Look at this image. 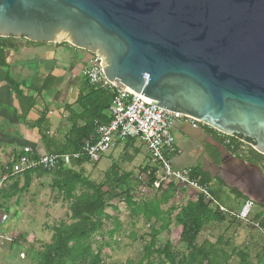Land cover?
I'll return each instance as SVG.
<instances>
[{"label":"water","instance_id":"1","mask_svg":"<svg viewBox=\"0 0 264 264\" xmlns=\"http://www.w3.org/2000/svg\"><path fill=\"white\" fill-rule=\"evenodd\" d=\"M0 37L98 56L119 87L264 156V0H0ZM241 164L263 206V170Z\"/></svg>","mask_w":264,"mask_h":264},{"label":"rangeland","instance_id":"2","mask_svg":"<svg viewBox=\"0 0 264 264\" xmlns=\"http://www.w3.org/2000/svg\"><path fill=\"white\" fill-rule=\"evenodd\" d=\"M112 151L107 152L99 163H87L82 167L84 176L97 184L106 182L107 173L113 178L114 174H117L121 179H126L125 184L116 182L114 190L118 195L108 204V218L103 220V229L88 243L93 253L101 252L104 264L138 263L145 255L146 245L154 239L158 247L170 240L173 250L180 257L186 255V246L179 241L182 227L177 224L175 217L189 203H195L200 198L206 204L203 195L196 189L187 186L186 188L182 184L172 185L175 187L171 191L172 197L167 204L161 205L164 214L169 208L174 209L171 227L155 234L154 230L159 231L161 222L145 220L140 210H151L167 188L164 186L157 191L150 189L153 164L146 147L137 140L128 145H120ZM248 152H242L243 156H247ZM73 170L78 172L80 168L74 167ZM212 171L220 177L226 187L215 182L210 186L209 193L224 205L223 197L233 199L230 190L240 188V184L229 176L226 169ZM38 173L43 177L35 183L28 199L29 204L20 220L9 217L8 221L0 226V264H38L45 245L52 244L55 228L73 222L69 209L71 201L53 188L54 172ZM143 185L147 187V193L144 194L140 192ZM6 191L7 188L2 193ZM207 206L218 213L213 204L207 203ZM224 206L231 211L238 208L233 206L234 209H231V204L228 205L227 202ZM261 215H264L263 206L255 204L251 217L257 219ZM222 216L225 217L224 222L210 221L205 225L198 243L209 241L215 245L217 259L222 263L264 264L263 237L250 225L240 223L227 215ZM161 260L157 253L151 258L153 264H159Z\"/></svg>","mask_w":264,"mask_h":264},{"label":"crops","instance_id":"3","mask_svg":"<svg viewBox=\"0 0 264 264\" xmlns=\"http://www.w3.org/2000/svg\"><path fill=\"white\" fill-rule=\"evenodd\" d=\"M12 46L5 50V64H0V177L18 160L24 148H31L38 156L49 154V142L60 145L70 134L74 122L78 126L84 125L79 119L83 110L78 99L88 88L84 72L94 57L68 43L38 44L19 39L13 41ZM174 135L181 153L174 158L173 168L180 172L190 171V176L193 170L209 174L213 178L207 185L209 190L219 177L212 170L226 169L236 180L244 175L241 161L259 167L264 162L263 158L232 152L217 132L207 126L193 128L190 123L180 120L174 128ZM132 142L125 141L116 148ZM39 174L31 175L28 189H25V175L11 180L7 191L0 196L3 214L20 220L35 183L43 177ZM192 180L200 184V177ZM235 182L240 184L237 190L244 198L223 197V203L231 204V209L238 206L233 212H239L248 199L247 189L243 183ZM171 185L177 184L170 182L164 186Z\"/></svg>","mask_w":264,"mask_h":264},{"label":"trees","instance_id":"4","mask_svg":"<svg viewBox=\"0 0 264 264\" xmlns=\"http://www.w3.org/2000/svg\"><path fill=\"white\" fill-rule=\"evenodd\" d=\"M17 39L0 37V64H5V50L12 48V42ZM32 43V42H30ZM85 84L88 88L84 89L78 99V104L83 112L79 119L84 121V125L78 126L77 122L71 129L70 134L60 145L49 142V151L56 154H73L79 152L85 140H87L94 132L95 127L100 124L110 122L109 109L113 101V95L104 90L93 88L85 78ZM17 96L20 93L16 90ZM32 105L29 107V110ZM28 110L25 112V115ZM78 121V120H77ZM240 138V137H239ZM242 139V138H240ZM129 142L135 140H127ZM126 141V142H127ZM231 150V148H229ZM250 156L263 158L262 155L249 150ZM252 161H254L252 159ZM90 163L87 159L74 162L73 167L80 168L76 172L73 169H61L55 171L53 180V188L65 195L68 201H71L70 212L72 223L70 225H61L54 230L52 244L45 245L44 253L38 264H104L101 252L93 253L89 241L103 229V220L108 218L106 209L108 204L117 198L115 192L116 182L125 184L126 179H121L117 174L114 178L109 173L106 174V182L97 184L88 180L83 174V166ZM40 172V171H37ZM37 172H27L25 189H28L31 183V175ZM43 172V171H42ZM46 173V172H45ZM192 178L200 177V185H209L213 178L199 170L192 171ZM153 179V176H152ZM218 183L225 186V183L219 178H215ZM104 188L108 190L105 191ZM172 185L163 191V196L155 202L154 206L149 209L140 210L145 220L161 222L159 231L154 230L155 234L169 230L173 218L174 209L169 208L164 214L161 210L162 204H167L172 197ZM237 199H243L244 196L237 189L230 190ZM131 203V199L128 200ZM175 220L182 227L180 242L186 246L187 254L182 257L173 250L171 241H166L162 247L157 246V242L152 239L145 247V255L138 262H129L128 264H153L151 261L154 253L161 258L159 264H226L220 262L216 247L209 241L198 243L200 233L205 225L210 221L224 222L225 217L211 210L203 199H198L195 203H189L185 208L176 215ZM264 226V215L257 219Z\"/></svg>","mask_w":264,"mask_h":264},{"label":"built area","instance_id":"5","mask_svg":"<svg viewBox=\"0 0 264 264\" xmlns=\"http://www.w3.org/2000/svg\"><path fill=\"white\" fill-rule=\"evenodd\" d=\"M102 62L100 57L94 56L84 76L93 88L108 91L113 95L108 111L110 122L97 125L93 134L84 141L81 150L73 154L49 153L38 156L31 148H24L18 160L0 177V196L13 178L27 172L51 173L61 169H73V163L82 159H87L90 163H99L107 152L112 151L120 143L138 140L146 147L153 164L150 189L157 191L170 182L194 188L203 195L206 203L214 205L219 214L250 225L264 239V226L251 217V211L256 204L252 199L248 198L239 212H233L211 196L208 186H202L192 180L190 171L180 172L173 168L174 158L181 153L174 135L177 122L184 120L193 128L203 124L150 104L141 98L142 94L129 88L119 87L105 76ZM217 134L223 139L224 145L231 148L234 153L240 154L253 149L251 144L238 137H230L220 132ZM146 188V185H143L140 192L147 193ZM8 218V215L0 210V226L4 225Z\"/></svg>","mask_w":264,"mask_h":264},{"label":"flooded vegetation","instance_id":"6","mask_svg":"<svg viewBox=\"0 0 264 264\" xmlns=\"http://www.w3.org/2000/svg\"><path fill=\"white\" fill-rule=\"evenodd\" d=\"M246 142H248L249 144H251L250 141H246ZM263 160H264V156H263ZM261 163H262V162H261ZM260 167H261V169H262L263 172H264V162H263V164L260 165ZM235 181H239V182H241L240 179H236ZM262 205H263V208H264V201H263V204H262Z\"/></svg>","mask_w":264,"mask_h":264}]
</instances>
